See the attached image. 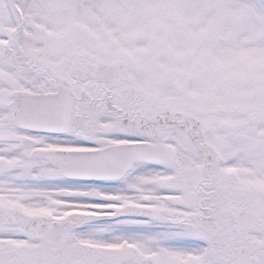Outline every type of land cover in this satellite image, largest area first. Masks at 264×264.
<instances>
[{"label": "snow or ice", "instance_id": "snow-or-ice-1", "mask_svg": "<svg viewBox=\"0 0 264 264\" xmlns=\"http://www.w3.org/2000/svg\"><path fill=\"white\" fill-rule=\"evenodd\" d=\"M0 264H264V0H0Z\"/></svg>", "mask_w": 264, "mask_h": 264}]
</instances>
